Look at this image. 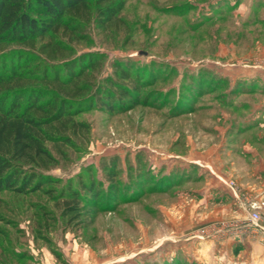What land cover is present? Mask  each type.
Segmentation results:
<instances>
[{
  "label": "rangeland",
  "instance_id": "1",
  "mask_svg": "<svg viewBox=\"0 0 264 264\" xmlns=\"http://www.w3.org/2000/svg\"><path fill=\"white\" fill-rule=\"evenodd\" d=\"M120 3L122 23L94 17L76 56L102 54V78L122 61L141 79L139 102L76 116L89 136L49 171L62 179L52 196L0 194V264L238 261L230 237L241 222L222 201L237 208L229 181L254 187L242 147L264 135V0ZM80 177L103 197L82 201V221L70 225L62 202Z\"/></svg>",
  "mask_w": 264,
  "mask_h": 264
},
{
  "label": "trees",
  "instance_id": "2",
  "mask_svg": "<svg viewBox=\"0 0 264 264\" xmlns=\"http://www.w3.org/2000/svg\"><path fill=\"white\" fill-rule=\"evenodd\" d=\"M115 2L0 0V194L52 196L62 179L49 171L79 152L89 136V124L76 116L93 109L116 112L139 102L141 79L122 61L102 78L97 75L102 54L76 56V43L85 39L94 17L101 26L122 23L121 3ZM256 85L240 88L253 91ZM113 175L107 179L115 194ZM80 184L70 186L71 198L62 202L70 225L82 221V201L98 205L103 197L94 181L80 177ZM157 189H167L162 179Z\"/></svg>",
  "mask_w": 264,
  "mask_h": 264
},
{
  "label": "crops",
  "instance_id": "3",
  "mask_svg": "<svg viewBox=\"0 0 264 264\" xmlns=\"http://www.w3.org/2000/svg\"><path fill=\"white\" fill-rule=\"evenodd\" d=\"M254 125H257V123L254 122L253 126ZM263 140L264 135H260L257 137L255 144H249V146L245 148L242 147L245 158L248 157L249 160V179L251 185L253 184L254 186L252 187L253 189L251 190V187H245L238 181L236 182V192L229 185L226 187L233 194V201L237 208L234 209L230 205L231 203H227L226 199L222 201L225 208H227V211L235 212V216L238 217L241 225H247L237 230L233 237H230L233 240L231 248L234 249V253L238 258V261H235V264H264V218L258 227L251 225L249 223V212L244 205L245 196L260 198V195H264Z\"/></svg>",
  "mask_w": 264,
  "mask_h": 264
},
{
  "label": "built area",
  "instance_id": "4",
  "mask_svg": "<svg viewBox=\"0 0 264 264\" xmlns=\"http://www.w3.org/2000/svg\"><path fill=\"white\" fill-rule=\"evenodd\" d=\"M228 185L236 192L237 185L234 181H229ZM244 205L249 212V223L253 226H259L260 222L264 218V200L256 197L245 196ZM247 225L238 226L239 229Z\"/></svg>",
  "mask_w": 264,
  "mask_h": 264
},
{
  "label": "water",
  "instance_id": "5",
  "mask_svg": "<svg viewBox=\"0 0 264 264\" xmlns=\"http://www.w3.org/2000/svg\"><path fill=\"white\" fill-rule=\"evenodd\" d=\"M138 54H139V55H143V54H147V53L144 52V51H139Z\"/></svg>",
  "mask_w": 264,
  "mask_h": 264
}]
</instances>
